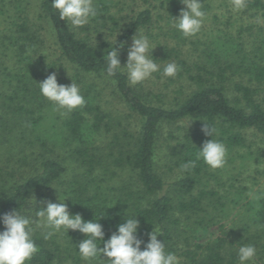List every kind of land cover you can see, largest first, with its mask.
<instances>
[{
    "label": "trees",
    "instance_id": "1",
    "mask_svg": "<svg viewBox=\"0 0 264 264\" xmlns=\"http://www.w3.org/2000/svg\"><path fill=\"white\" fill-rule=\"evenodd\" d=\"M215 1L218 0H201V3L205 7ZM94 2L98 14L79 28L86 36H78L68 21L59 18L51 7V0H41L42 11L55 34L59 61L74 72L72 78L80 85L86 105L67 115L54 117L55 121H60L58 128L51 126L52 132L45 138L37 137L40 146H33L35 151L31 153L36 157L35 172L11 182L10 173L14 171L0 168V216L14 209L25 215L38 191L59 185L68 174L69 168L63 164L68 160L75 172L70 171L71 176L61 184L60 197L70 214H79L85 221L99 219L97 222L103 226L105 241L125 222V218L136 215L138 236L144 241L141 250L148 242V234L154 230L161 234L157 239L164 242L165 250L182 258L181 264H239L238 250L228 248L224 241L196 244L194 249L186 244L180 254L175 251L174 231L181 222L175 213L200 227L204 219L199 215L206 214L203 202L208 196L217 195L212 191L198 190L209 169L203 160L197 159L199 148L211 139L202 132L205 122L217 130L214 138L230 151L248 146L247 132H255L264 139V64H260L264 61V53L247 61L223 53L221 46L214 44L206 55V62L193 66L196 71L185 70L196 88L181 101L175 100L172 106L156 105L136 91L135 86L128 84L125 71L114 77L106 73L107 52L123 42L124 46L119 50L123 67L132 37L150 27L152 12L143 10L125 24L124 19L116 18L112 12L111 0ZM244 11L264 18V0H248ZM109 24H112L111 28ZM109 29L118 32L114 38L116 45H113L114 39L96 45L90 40L91 33L101 36ZM15 33L10 40L5 38L8 41L6 49H11L8 57L17 70L10 76L17 83L13 93L19 92L22 96H13L10 101L27 104L32 88L40 94L35 90L38 77L33 54H30L38 40L25 22L16 26ZM178 64L181 69L185 67L184 63ZM96 81L111 84L130 117L139 122L136 130H130L128 125L123 126L104 113L99 104ZM40 116L43 115H35L34 126L44 120L45 117ZM188 122L189 126L182 127ZM173 126L177 132L171 131ZM165 127L170 130L166 138H162ZM163 141L165 145L161 144ZM59 149L61 154H56ZM159 154L167 161L162 168L157 160ZM62 156L66 157L65 160ZM189 161H196V166L183 170L182 166ZM164 167L176 174L174 181L164 180L160 172ZM255 202L250 219L254 233H249L253 227L247 229L245 226L244 235L238 236L240 245L264 235V198ZM3 230L0 223V231ZM85 238L72 230L63 232L62 242L47 241L33 234L39 252L27 264H85L77 248ZM99 247H103V241ZM92 264L107 262L94 261Z\"/></svg>",
    "mask_w": 264,
    "mask_h": 264
},
{
    "label": "rangeland",
    "instance_id": "2",
    "mask_svg": "<svg viewBox=\"0 0 264 264\" xmlns=\"http://www.w3.org/2000/svg\"><path fill=\"white\" fill-rule=\"evenodd\" d=\"M111 2L115 17L124 19L125 24L143 10L149 9L152 12L153 23L137 35H146L156 46L151 55L161 69L170 62H175L179 68L178 62L185 64L174 78H165L161 73H155L152 79L135 85L136 91L145 95L153 104L172 106L175 100L181 101L190 94L196 86L188 78L186 71L194 72L195 64L206 62V55L209 49L214 48V44L221 46L223 53L247 61L264 53V23H257L259 16L256 14L245 13L244 10L239 13L234 12L230 0H218L203 7L206 13L204 25L200 33L188 38L183 37L171 26L172 17H178L181 9L185 7L180 0H111ZM23 22L27 23L30 33L38 40L30 52L31 55L33 54V64L37 70L35 75L38 77L35 90L39 92L38 83L51 73L57 75L59 84L70 85L72 81L74 82L72 78L74 72L66 65H61L59 61L55 34L42 11L41 0H0V168H7L8 172L14 171L10 173L11 178L13 177L11 182L18 180L17 177L24 179L25 176L35 172L36 157L31 153L35 151L33 146H40L36 139L39 136L45 138L50 134L51 126L53 129L58 128L60 121H55L54 117L61 116L60 112L54 110L55 106L51 102L34 92V88L30 96L34 100L28 97L27 104H23V101L22 103L16 100L10 101L13 96L17 98L16 95L22 96V94L13 93L17 83L12 81L10 76H13V72L17 70L8 57L11 55V49H6L8 45L6 39L10 40L15 36L16 26ZM109 26L111 28L112 24ZM71 28L78 36H86L80 29L72 26ZM117 33L109 29L101 36L91 33L89 38L96 45L104 40H113ZM260 64H264V61H260ZM96 83L99 104L104 113L110 114L115 122L123 126L128 125L130 130H136L139 122L130 117L129 111L116 96L111 84L101 81ZM36 99L39 101L37 102ZM41 114L43 116L40 118L47 117L46 120L44 118L39 122V126H34L32 120L35 119V115ZM187 126L189 122L182 127ZM169 130L170 128L165 127L162 138H166ZM171 131L178 130L173 126ZM245 139L248 144L246 148L228 150L225 168L217 170L209 168L207 175L201 180L198 190L217 194L208 196L203 202L206 214L199 215L204 219L203 225L195 226L193 221L186 222L183 217L175 213L181 222L174 231L173 249L179 254L186 244H189L190 249H194L196 244L206 245L224 241V245L236 251L242 245L252 244L257 249L253 264H264V235L259 236L257 240H251L248 244H238V236L244 235L245 226L247 229L248 226L253 227L250 220L253 204L257 199L264 198V139L255 132H247ZM161 144L165 145L164 141ZM59 150H56V154H61V149ZM61 158L65 160L66 157ZM157 160L161 168L167 165V161L163 160L160 154ZM63 164L69 168L68 174L59 181V185L38 191L30 201L26 216L35 219L37 210L46 207V202L63 203L60 197L61 184L75 172L71 169L73 166L68 160ZM161 170L162 177L167 182L176 179V174L169 171V168L164 167ZM31 226L34 230L33 234L43 238L47 230L35 224ZM249 233H254V227ZM62 234L63 231L57 232L47 241L62 242Z\"/></svg>",
    "mask_w": 264,
    "mask_h": 264
},
{
    "label": "clouds",
    "instance_id": "3",
    "mask_svg": "<svg viewBox=\"0 0 264 264\" xmlns=\"http://www.w3.org/2000/svg\"><path fill=\"white\" fill-rule=\"evenodd\" d=\"M185 6L179 16L172 17L171 26L177 29L185 38L200 33L206 13L201 0H180ZM232 10L239 13L247 8L248 0H230ZM51 7L56 10L61 20H66L73 28H83L98 14L94 0H51ZM257 23H264V18H257ZM116 37V36H115ZM113 45H116L114 39ZM123 42L111 48L106 54V73L114 77L120 71L126 72L127 82L131 86L142 84L153 78V74L161 73L165 78L176 77L180 71L175 62L161 66L152 58L151 52L156 47L146 35L132 37L131 46L127 51V62L122 67L119 50ZM40 94L51 102L55 111L67 115L76 109L83 108L86 100L81 94L80 87L72 81L70 85L59 84L55 73L38 83ZM202 132L211 137L206 140L197 152V159L212 170L223 169L227 164L228 150L224 143L215 139L217 130L204 123ZM196 166V161L185 163L182 168L187 171ZM101 217V216H100ZM99 220V219H98ZM98 220L85 221L81 215H72L64 203L46 202V207L37 210L35 219L22 215L15 209L0 216V223L4 230L0 231V264H27L31 261L39 248L33 239V228L46 229L43 238L49 239L57 232L68 230L78 231L86 238L77 244L78 253L85 264L104 262L107 264H181V258L173 252L165 250L163 241L157 239L159 231L152 230L148 234V242L144 243L138 236L139 220L136 215L125 218V222L117 227L109 239L104 240L103 226ZM103 241V247H99ZM102 256L104 258H102ZM257 256L255 245H242L238 248L239 264H253Z\"/></svg>",
    "mask_w": 264,
    "mask_h": 264
}]
</instances>
